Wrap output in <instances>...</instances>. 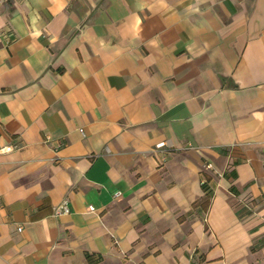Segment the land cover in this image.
<instances>
[{"label":"crops","instance_id":"crops-1","mask_svg":"<svg viewBox=\"0 0 264 264\" xmlns=\"http://www.w3.org/2000/svg\"><path fill=\"white\" fill-rule=\"evenodd\" d=\"M7 146L0 264H264V0H0Z\"/></svg>","mask_w":264,"mask_h":264},{"label":"built area","instance_id":"built-area-1","mask_svg":"<svg viewBox=\"0 0 264 264\" xmlns=\"http://www.w3.org/2000/svg\"><path fill=\"white\" fill-rule=\"evenodd\" d=\"M165 145L166 144L164 142H161L160 144L156 145V149L159 150V149L165 147ZM13 150H14V147L13 146H7V147L2 148L0 151L2 153H9V152H11ZM164 160L165 159L163 157H158V156L155 157L156 165L158 166V168H160L164 164ZM207 167L210 168L211 166L208 165ZM205 183H206V181L203 180L202 181V184H205ZM89 210L90 211H93L94 208L93 207H89ZM68 213H69V210H68V207H67V204L66 203H63V204H61L59 206H56L54 208V211H53V214L56 217H59V216H62V215H66ZM20 230L21 229L18 228V231H20ZM193 257H194V255L192 254V259H193Z\"/></svg>","mask_w":264,"mask_h":264},{"label":"trees","instance_id":"trees-1","mask_svg":"<svg viewBox=\"0 0 264 264\" xmlns=\"http://www.w3.org/2000/svg\"><path fill=\"white\" fill-rule=\"evenodd\" d=\"M204 185V184H203Z\"/></svg>","mask_w":264,"mask_h":264}]
</instances>
